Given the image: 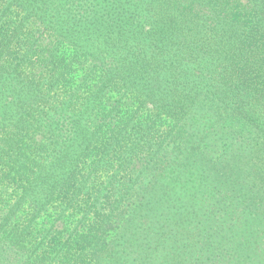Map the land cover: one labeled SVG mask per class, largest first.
Instances as JSON below:
<instances>
[{"label":"trees","instance_id":"obj_1","mask_svg":"<svg viewBox=\"0 0 264 264\" xmlns=\"http://www.w3.org/2000/svg\"><path fill=\"white\" fill-rule=\"evenodd\" d=\"M0 264H264V0H0Z\"/></svg>","mask_w":264,"mask_h":264}]
</instances>
